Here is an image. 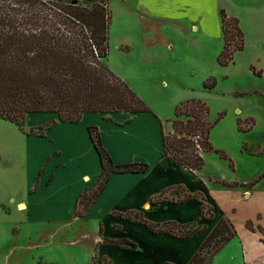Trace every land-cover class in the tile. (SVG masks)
<instances>
[{
	"label": "crops",
	"instance_id": "crops-1",
	"mask_svg": "<svg viewBox=\"0 0 264 264\" xmlns=\"http://www.w3.org/2000/svg\"><path fill=\"white\" fill-rule=\"evenodd\" d=\"M118 6L122 21H117V32L114 35L117 59L115 64L108 61L110 63L108 68L129 86L152 114L124 112L100 114L103 116V121L110 123L111 126L103 125L99 118L96 119L91 114H84L76 124L61 123L56 116V126L64 128L66 125H78L75 128L69 127L72 135L69 138L70 145L74 152L68 155L80 166L87 163L89 165L94 160L98 166V174L99 160L89 139L87 132L89 126H97L102 144L114 164L147 162L149 166L146 172L141 174H112L88 211L98 210L110 217L112 214L131 213L132 216L138 214L154 221L153 218H149L150 214L160 210L167 211L168 215L161 218L162 220L151 223L175 222L183 225L197 222L204 227L201 233L189 238L204 234L201 242L185 259L180 257L182 253H178L173 258H162L161 264H187L217 222L225 218L234 225L236 232L219 252L232 246L242 255L244 264H264V242L261 241L264 235L243 228L245 222L250 220L255 226L258 225L264 230V190L259 191L253 186L256 181L250 183L217 178L216 181L206 182L198 178L200 171L192 175L182 167L174 165L171 158L160 156L161 131L167 132L164 126L168 123L171 125L168 121L173 118L175 106L182 101L200 100L208 109L212 101L224 105L216 110L213 116L209 111L207 117L208 121L220 117L218 130L224 134L239 135L241 129L238 122L247 120L251 123L248 126L251 131L255 129L254 117L241 108L245 102L242 96L246 93L232 90L223 83L231 80V77L252 78L263 75L257 59L264 55V0H118ZM221 11L228 17L238 20L244 38L243 50L236 52L233 62L225 67L217 63V57L224 45ZM209 78H214L216 81V86L212 90L203 88V83ZM107 129L112 130L114 139L105 137L104 130ZM156 130L159 131L160 144L157 149H150L144 139L149 132L154 133ZM57 138L56 135V143H60ZM57 149L55 156H59V159L68 150L66 147H57ZM82 153H85V156L77 157ZM262 153L264 149L249 152L254 156ZM59 164V162L48 163L36 169L38 175H42V180L38 182L40 177L37 178L33 193H37L38 184L44 185L47 187L45 194L50 195L49 202L52 200V191L55 192L52 188L56 186L55 173L58 172L56 167ZM151 166L157 167L158 172L151 174L148 180L145 176L151 170ZM46 171L49 175L44 179ZM180 172L185 174L187 179L175 178V173L179 176ZM98 174L95 175V182ZM83 178L89 181L88 176L83 175ZM113 181L119 182L121 187L123 182L127 186L108 194V188ZM224 183L227 186H224ZM28 188L29 193L32 194L30 187H27V190ZM174 189H179L184 194L202 196L205 203L212 208V219L210 221L199 219L200 205L194 199L184 200L182 197L175 202L165 200L157 206L150 204L152 198L164 191ZM88 192L76 194V199ZM240 200L251 202L244 216L236 213L238 208L236 202ZM253 200H258L261 205L253 206ZM15 207L20 210L19 213L30 209L27 204L15 203ZM214 207L219 214H215ZM172 211L176 214L172 215ZM114 218H116L115 225L119 226L117 231H120L123 225L134 224L120 217ZM140 230L146 234L148 244H138L135 242L136 239H127L135 244L134 248L109 245L104 243L103 239L115 240L107 236L97 237V245L102 246L101 256L112 264H129V260H134L136 264H153L158 251L166 248L175 249L178 245H182V242L189 240L153 235L144 227ZM152 239L158 240L161 245L158 247Z\"/></svg>",
	"mask_w": 264,
	"mask_h": 264
},
{
	"label": "trees",
	"instance_id": "trees-1",
	"mask_svg": "<svg viewBox=\"0 0 264 264\" xmlns=\"http://www.w3.org/2000/svg\"><path fill=\"white\" fill-rule=\"evenodd\" d=\"M107 4L108 0H0L1 120L23 130L29 114H55L59 122L71 124L78 123L84 114H152L107 66L110 23ZM220 17L224 45L217 63L225 67L233 62L236 52L243 50L244 38L236 18L228 17L223 11ZM215 86L214 78L203 83L207 90ZM208 113V107L200 100L177 104L173 118L168 121L171 131H161L160 156L171 158L174 165L192 175L202 170L205 154L214 152L225 158L214 150L209 139L210 130L220 117L210 122ZM55 123L51 120L44 128L48 130ZM44 128L31 130L30 134L44 137ZM87 132L98 156L100 171L86 211L112 174H141L148 169L146 163L114 164L97 127L89 126ZM165 192L152 198L150 204L164 203ZM183 199H194L199 203L200 220L212 219V208L200 195L185 194ZM112 217L140 225L153 235L178 240H187L204 230L203 226L193 223H151L131 213L112 214ZM231 229L230 223L221 218L187 264H212L214 256L234 236L235 231ZM259 230L264 235V230ZM212 240L216 245L204 256L202 252ZM103 241L109 245L135 247L124 238ZM101 264L111 263L103 259Z\"/></svg>",
	"mask_w": 264,
	"mask_h": 264
},
{
	"label": "rangeland",
	"instance_id": "rangeland-1",
	"mask_svg": "<svg viewBox=\"0 0 264 264\" xmlns=\"http://www.w3.org/2000/svg\"><path fill=\"white\" fill-rule=\"evenodd\" d=\"M107 5L110 16L108 66L110 63H116L114 35L117 32V21H122V17L119 16L121 11L118 0H108ZM257 62L263 72L260 77L236 76L223 83L232 90L246 93L242 96L245 102L241 108L245 113H250L254 117L256 127L251 131V128L248 127L251 124L249 120L240 122L241 133L233 136L218 130L219 123L216 121L218 118L210 119V122L216 121L210 130V143L214 150L222 153L225 158H221L214 152L204 155V166L198 178L206 182L216 181L217 178L250 183L256 181L253 186L259 191L264 190V153L257 156L249 154L251 151L264 149V55L259 56ZM254 66L256 67V65ZM208 106L213 116V113L224 105L212 101ZM91 115L96 119L99 118L103 125L111 126L110 123L103 121L102 115ZM51 120L56 122L55 114H29L25 118L23 130H19L14 124L0 119V264H92L93 261L95 264H101V261L106 258L101 256V244L97 245L99 236H107L114 240L136 239L135 242L138 244H148L146 234L140 230L143 228L142 226L123 225V228L117 231L119 226L115 225L116 218L98 210H85L90 202L91 191L95 189L93 185L95 184V175L98 174V166L94 160L89 165L87 163L80 166L68 155L70 152H74L70 145L69 138L72 135L69 132V127L75 128L78 125H66L64 128H58L55 123L46 130L44 126ZM106 120L110 121V119ZM39 127L44 128L42 132L45 138L30 134L31 130L37 131ZM164 127L167 132L171 131L169 123ZM151 132L148 133L144 142L150 149H157L160 144L159 131ZM104 134L107 139H114L112 130H104ZM56 135L60 143H56ZM57 147L68 149L61 159L58 158L59 156H55ZM79 156L83 157L85 153L77 155V157ZM51 160H53L52 163H50ZM57 162L60 164L56 167L58 170L55 173L56 186L52 188L55 192L52 191V200L49 202L50 195L45 194L47 187L44 185L38 184L37 193H33L37 178L40 177L38 182L42 180V175H38L36 169L48 163L57 164ZM144 163L149 166L147 162ZM157 172V167L151 166V170L145 177L149 180L150 175ZM180 173L179 176L175 173V178L187 179L185 174ZM48 175L49 172L46 171L43 178L46 179ZM83 175L88 176L89 181L84 180ZM123 186L127 185L123 182ZM27 187H30L32 194L29 193ZM122 187L119 182L113 181L108 188V194ZM89 189H91L90 192H88ZM86 191L88 193L76 199V194ZM184 195L183 191L174 189L165 192L163 198L175 202L182 199ZM15 203L27 204L30 209L19 213L20 210L15 207ZM236 203L238 205L236 213L239 216H244L249 209L248 204L251 202L240 200ZM252 205L260 206L261 203L258 200H253ZM44 207L45 210H43ZM214 210L216 215L219 214L216 207ZM159 211L150 214L149 218H153L154 221L144 219L156 222L155 220H162L161 218L168 215L167 211ZM221 212L223 213V211ZM171 214L175 215L176 213L172 211ZM227 221L232 228L230 231H235L234 225L229 220ZM193 224L200 225L197 222ZM100 227L101 231L99 232ZM243 228L249 231L252 228L251 232L258 233L261 229L250 220L245 222ZM203 236L204 234L182 242V245H178L175 249L166 248L158 251L153 264H161L162 258H173L178 253H182L180 257L185 259L201 242ZM152 241L158 247L161 245L158 240L152 239ZM261 241L264 242V239ZM215 245V241L212 240L202 254L206 256L207 251L213 249ZM129 264L136 263L134 260H129ZM212 264H244V261L238 250L231 246L217 253Z\"/></svg>",
	"mask_w": 264,
	"mask_h": 264
},
{
	"label": "bare ground",
	"instance_id": "bare-ground-1",
	"mask_svg": "<svg viewBox=\"0 0 264 264\" xmlns=\"http://www.w3.org/2000/svg\"><path fill=\"white\" fill-rule=\"evenodd\" d=\"M146 208H148V207H146ZM22 209V208H21Z\"/></svg>",
	"mask_w": 264,
	"mask_h": 264
}]
</instances>
